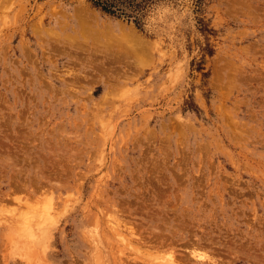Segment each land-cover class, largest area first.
Here are the masks:
<instances>
[{
  "label": "rangeland",
  "instance_id": "1",
  "mask_svg": "<svg viewBox=\"0 0 264 264\" xmlns=\"http://www.w3.org/2000/svg\"><path fill=\"white\" fill-rule=\"evenodd\" d=\"M77 5L142 48L70 47ZM161 256L264 264V0H0V264Z\"/></svg>",
  "mask_w": 264,
  "mask_h": 264
},
{
  "label": "bare ground",
  "instance_id": "2",
  "mask_svg": "<svg viewBox=\"0 0 264 264\" xmlns=\"http://www.w3.org/2000/svg\"><path fill=\"white\" fill-rule=\"evenodd\" d=\"M80 5V4H79ZM79 5H77V7H75V8H72L71 10H70V13H68V17H67V19H65L63 22H62V24L64 25L63 26V28H62V30H64V29H67V30H70L71 31V33H73V35H70V33H69V35L66 33V35H68V36H66L68 39H67V41H66V44L67 45H69L70 47H72L73 46V44H74V47L75 48H79L80 50H87V49H89L90 47L87 45V44H85L84 43V46L85 47H83V46H81V44L80 43H76L75 42V40H73V38L74 39H76L77 37H78V35L79 36H84V37H87L86 36V34L88 35V37L89 38H93V39H96V38H104V40H106L107 42L106 43H103V44H99V45H101L100 47L101 48H94L95 49V51L96 52H99V53H101V55L103 54L104 56H107V57H109L112 61L113 60H115L116 61V59H121V58H123V57H126V56H128V55H130L131 53H133L134 54V52H135V49H139L141 46H142V42H144L134 31H133V29L132 28H127V27H124V26H121V25H118L117 27H116V32L115 33H112L110 30H109V28L107 27V26H105V25H99V24H94V23H92V24H90V23H88L89 21H91V19L93 18V17H95L90 11H88V8L86 9V8H84L83 6L82 7H78ZM58 9V8H57ZM64 9V8H63ZM67 11V10H66ZM57 12H58V10H57ZM94 12V11H93ZM60 13H62V11L60 12ZM95 13V12H94ZM53 14V13H52ZM63 16H64V13H63ZM96 18V17H95ZM58 21H60V20H58ZM110 27V26H109ZM129 27V26H128ZM113 29V28H112ZM59 35V34H58ZM63 37V36H62ZM65 37V36H64ZM63 37V38H64ZM59 39V38H58ZM82 40H84V39H82ZM87 40H88V38L86 39L85 38V42H87ZM60 41V40H59ZM81 41V40H80ZM64 42V41H63ZM75 42V43H74ZM73 43V44H72ZM125 43H129L130 44V46H129V48L127 47V46H125ZM83 44V43H82ZM112 45H115V46H112ZM145 45V44H144ZM68 47V46H67ZM142 48V47H141ZM93 49V50H94ZM91 52H93V51H91ZM90 52V53H91ZM78 53V52H77ZM88 53H89V51H88ZM98 54V53H97ZM134 55H136V54H134ZM131 56V55H130ZM129 57V56H128ZM129 59V58H128ZM131 59V58H130ZM129 59V60H130ZM122 60V59H121ZM120 60V61H121ZM123 60H125V59H123ZM126 61V60H125ZM122 62H124V61H122ZM128 62V61H127ZM129 63V62H128ZM118 65V64H117ZM127 65V64H126ZM98 66V65H97ZM34 212V211H33ZM43 213V212H42ZM26 214V213H25ZM35 214V213H34ZM23 216V215H22ZM37 217H38V215H37ZM191 249H193V248H191ZM190 251V250H189ZM195 252H196V249H195ZM194 252V249L193 250H191L188 254H190L191 256L193 255L194 256V258H197V260L200 258V259H202V257H203V255H201V253L199 252V253H195ZM167 253H165V259L167 260V259H172V255L173 254H171L170 253V255H168V257H167ZM189 255V256H190ZM192 256V257H193ZM158 257H156V259H157ZM155 259V258H154ZM162 260V261H160V260ZM159 261H160V263H162L163 262V260H165L164 259V257L163 256H161V257H159ZM173 259H174V257H173ZM172 259V260H173ZM164 261V263L165 264H172V263H170V262H172V260L169 262V263H167V261H169V260H167V261ZM192 260H194V259H192ZM196 260V259H195ZM204 260H205V257H204ZM201 261V260H200ZM158 262V261H157ZM159 263V264H160ZM192 263V262H191ZM163 264V263H162ZM193 264V263H192Z\"/></svg>",
  "mask_w": 264,
  "mask_h": 264
},
{
  "label": "trees",
  "instance_id": "3",
  "mask_svg": "<svg viewBox=\"0 0 264 264\" xmlns=\"http://www.w3.org/2000/svg\"><path fill=\"white\" fill-rule=\"evenodd\" d=\"M95 6L109 14H118L136 19L137 10L147 0H91Z\"/></svg>",
  "mask_w": 264,
  "mask_h": 264
}]
</instances>
